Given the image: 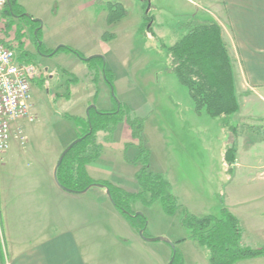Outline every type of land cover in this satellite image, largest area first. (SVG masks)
Masks as SVG:
<instances>
[{"label": "rangeland", "instance_id": "rangeland-1", "mask_svg": "<svg viewBox=\"0 0 264 264\" xmlns=\"http://www.w3.org/2000/svg\"><path fill=\"white\" fill-rule=\"evenodd\" d=\"M17 1L22 8L21 14L17 16L26 13L39 23L30 18L18 19L16 15L10 19L5 14V8L0 17V35L19 54L28 51V63L38 67L43 74L32 86V112L35 120L33 123H21L30 142L25 148H20L16 140L11 141L10 150L3 163H0V175L5 178L16 172L13 183L18 184V188L13 191L25 192L30 181L19 175L26 172L34 176L43 174L50 146L65 150L78 140L86 130L82 124H86L87 111L91 107L99 110L107 108L112 112L119 110L121 104L124 107L123 102L137 101V96H140L147 103L135 112L136 117L143 122L142 144L132 136L126 122L119 123L113 135L99 134V138L106 137L110 142L95 165L97 174L94 176L99 181L105 179L134 192L139 190L137 172L148 164L151 172L170 182V191L177 199V208L173 214H167L160 201L152 206L141 201L131 203L132 211L141 213L146 219L145 238H165L173 243V252L175 250L179 254L175 264H211L210 252L190 240L191 231L183 226L182 220L185 214L203 218L218 215L222 209L220 204L223 195L219 191L221 181L205 179L208 173L207 159L219 156L211 146V142L216 140L213 137L216 130L213 126L212 129L209 127L207 135L200 127L193 131L181 128L182 121L186 120L188 106L193 107V102L188 90L180 85L171 72L172 60L168 48L185 34L187 24L193 18L211 21L212 14H215L213 8L206 4L207 0H97L91 11L90 29L88 21L78 13L80 0ZM116 3L126 13L114 24H109L107 19L114 4L115 15L119 13ZM76 15L78 17L75 20L70 18ZM89 29L93 38L96 37L92 41L93 47H89ZM64 48H70L71 52ZM88 49L94 50L96 55L93 56L103 57L109 76L114 82L116 74L118 84L112 88L108 85L107 88L104 76L102 78V75L96 74L95 79H92L94 73L92 70L88 73V70L98 61L85 62L81 59L93 57L85 55ZM107 99L110 107L101 106ZM203 123L206 124L205 121ZM128 132L131 133V139ZM130 140L134 143H129ZM33 145L35 153L30 154ZM139 147L144 153H141ZM173 159L177 164L172 165ZM67 195L69 198L60 202L68 212L63 217L67 225L86 221L91 227H99L103 222L104 227L108 228V223L107 226L105 223L109 220L115 237L128 238L127 230L125 232L124 227L115 221L128 224L130 219L116 209L103 189L94 187L80 196ZM260 228L264 233V224ZM263 233L252 234L247 231L246 246L252 249L264 247ZM125 240L119 242L124 244ZM184 242L187 244L183 245ZM150 245L154 250L143 252L131 246L134 247L131 252L134 255L142 252L148 264H158V256H162L161 250L166 244L158 241ZM115 246L114 251L119 260L114 261V264H124L127 258L119 257L123 255L122 247L116 242ZM259 258L264 257L241 264H264V260Z\"/></svg>", "mask_w": 264, "mask_h": 264}, {"label": "crops", "instance_id": "crops-1", "mask_svg": "<svg viewBox=\"0 0 264 264\" xmlns=\"http://www.w3.org/2000/svg\"><path fill=\"white\" fill-rule=\"evenodd\" d=\"M96 2L97 0L79 2L78 13L88 21L90 29L91 11ZM206 4L215 11L211 21H215L221 27L222 39L233 67L239 111L230 116L212 119L207 115H197L193 107L188 106L186 120L182 121L181 128L193 131L200 127L207 135L212 126L215 128L216 133L213 137L216 140L211 142V146L216 149L219 156L207 159L208 173L205 179L221 181L219 191L223 199L220 207L226 208L239 220L244 237L242 244L248 247L245 244L247 231L252 234L263 233L260 227L264 224V0H207ZM24 14L26 13L19 15L21 19L27 18ZM77 17L78 15L70 18L75 20ZM90 29L89 47H93L92 41L94 42L96 37L93 38ZM85 53L87 57L96 55L91 49ZM29 59L28 51L20 54L17 51V60L20 63H28ZM104 67L107 68L105 64ZM100 68L101 63L97 62L88 70V73L91 70L94 73L92 79H95ZM77 70L82 72L78 67ZM117 79L115 74V85L119 83ZM105 83L108 88L106 81ZM97 89L100 91V88ZM137 97V101L123 102L129 115L137 116L135 112L147 105L145 99ZM101 106L110 107L108 99ZM103 110L109 111L107 108ZM84 124L82 126H85ZM127 134L131 139V133ZM99 140L104 150L110 140L107 141L106 137H100ZM207 142L209 144L210 141ZM129 143L134 141L130 140ZM50 148L45 158L46 170L43 174L34 176L35 174L26 172L19 175L30 181V186L25 192L13 191L14 188H18V184L13 183L17 176L16 172L7 175L8 181L7 176L3 178L0 175V264H114V261L119 260L118 254L114 251L115 242L123 250V255L119 257L127 258L124 264H148L146 257L142 256L144 253L134 255L131 252L134 247L142 249L143 252L154 250L149 247L152 246L151 242L140 238L139 231L143 229L141 217L130 220L128 224L115 221L124 227L125 232L127 230L128 238L117 234L115 237L109 220L105 223L106 226L108 223V228L104 227L103 222L99 227H91L86 221L77 225L66 224L63 217L67 216L68 212L66 206L60 202L66 201L69 193L62 190L54 178V170L64 149L59 150V147L52 146ZM231 148L236 152L234 162L229 164L226 154ZM34 150L35 145L30 148V154H34ZM216 159L218 166L215 165ZM98 162L99 160L87 167L89 176L95 181H99L94 176L97 174L95 165ZM171 163L174 165L177 161L173 159ZM103 191L106 194L105 189ZM122 239H126V243H120L119 240ZM163 243L166 245L161 250L162 256H158V264H167L173 256L172 247ZM128 257L132 260L128 261ZM248 261L250 260L243 262Z\"/></svg>", "mask_w": 264, "mask_h": 264}, {"label": "trees", "instance_id": "trees-1", "mask_svg": "<svg viewBox=\"0 0 264 264\" xmlns=\"http://www.w3.org/2000/svg\"><path fill=\"white\" fill-rule=\"evenodd\" d=\"M9 1L5 14L12 19L15 15L21 14L22 8L17 0ZM114 5L107 19L109 24H114L126 13L123 7L116 3L119 13L115 15ZM146 18L152 22L149 16ZM150 31L151 27L148 29V32ZM39 32L40 30L38 36ZM64 49L71 52L70 48ZM168 53L172 60L171 72L176 76L180 85L188 90L193 102V110L197 115H207L212 119H217L239 111L233 67L218 23L193 18L187 24L185 34L168 48ZM93 60L101 63V68L96 74L104 76L105 81L112 88L114 82L109 76L110 72L104 67V59L98 57L91 61ZM122 122L127 123L132 136L139 140L141 145L143 122L140 118L129 115L128 109H125L122 104L119 110L112 112L90 109L89 117L84 124L86 130L80 136L83 140L66 154L57 171V178L63 187L75 192L84 191L95 183L103 185L109 189L116 209L119 212L133 215L131 217L125 213L130 220L141 217L142 228L145 229L146 219L132 211L131 203L141 201L147 206H152L153 203L160 201L163 210L167 214H173L177 208V199L171 194L170 183L163 176L151 172L149 165L145 163L144 167L137 172L136 182L139 190L134 192L112 182L95 181L87 171V167L98 161L103 152L99 134L113 135L117 125ZM90 127L92 128L91 134H89ZM139 150L144 153L142 148L139 147ZM235 152L234 148L227 151L226 157L229 164L234 162ZM182 221L183 226L191 231L190 239L208 249L211 264H239L253 258L264 257V247L252 249L243 246L240 222L226 208L220 209L218 215L203 218L185 214ZM177 260H179L178 253H176L173 264Z\"/></svg>", "mask_w": 264, "mask_h": 264}, {"label": "built area", "instance_id": "built-area-1", "mask_svg": "<svg viewBox=\"0 0 264 264\" xmlns=\"http://www.w3.org/2000/svg\"><path fill=\"white\" fill-rule=\"evenodd\" d=\"M8 1L0 0V17ZM40 77L39 68L32 63H20L17 52L0 35V163L10 150L12 140L21 148L29 143L21 123L35 120L32 86Z\"/></svg>", "mask_w": 264, "mask_h": 264}, {"label": "water", "instance_id": "water-1", "mask_svg": "<svg viewBox=\"0 0 264 264\" xmlns=\"http://www.w3.org/2000/svg\"><path fill=\"white\" fill-rule=\"evenodd\" d=\"M9 3H10V1H8V4H9ZM24 16L27 17V18H31L28 14H24ZM31 20H33L35 23H38V22H39L38 20H35V19H31ZM59 49H60V48H58L56 51H54V53H56ZM54 53H53V54H54ZM98 57H100V56H93V57H91V58H87V59H85V58H81V59H82L83 61H85V62H89V61H91L92 59H94V58H98ZM101 58H103V57H101ZM90 109H95V110H96L95 107H91ZM90 109L87 111V113H88V117H89V111H90ZM91 133H92V128L90 127V132H89V134H91ZM84 138H85V137H84ZM82 140H83V138H80V139L74 141V142H73L69 147H67V149H65L64 152L61 154V156H60V158H59V161H58V163H57V165H56V168H55V170H54V178H55V182H56V184H57L62 190L66 191L67 193H71V194H84V193H86L87 191H89L91 188H94V187L101 188V189H105L106 194L108 195V197H109L110 200L112 201L111 193H110L109 189H106V188H105L103 185H101V184L95 183V184H92L91 186H89V187H88L87 189H85L84 191H81V192H75V191H72V190H69V189L63 187V186L59 183V181H58V178H57V171H58L59 167L61 166L64 157L66 156V154H67V153H68V152H69V151H70V150H71L76 144H78V143L81 142ZM124 213H126L127 215L133 217V215H131V214L127 213V212H124ZM140 236H141L144 240H146V241H148V242H158V241H160V242H165V243L169 244L172 248H175L174 245H173V243H171L169 240H167V239H165V238H154V239H147V238H145L144 230H141V231H140ZM175 258H176V252H175V250H174V252H173V256H172V259H171V261H170L169 264H173L174 261H175Z\"/></svg>", "mask_w": 264, "mask_h": 264}, {"label": "flooded vegetation", "instance_id": "flooded-vegetation-1", "mask_svg": "<svg viewBox=\"0 0 264 264\" xmlns=\"http://www.w3.org/2000/svg\"><path fill=\"white\" fill-rule=\"evenodd\" d=\"M20 17H21V16H17V15H16V18H18V19H19ZM20 19H21V18H20ZM42 74H43V73H42ZM42 74H41V77H42Z\"/></svg>", "mask_w": 264, "mask_h": 264}, {"label": "bare ground", "instance_id": "bare-ground-1", "mask_svg": "<svg viewBox=\"0 0 264 264\" xmlns=\"http://www.w3.org/2000/svg\"><path fill=\"white\" fill-rule=\"evenodd\" d=\"M125 214V213H124Z\"/></svg>", "mask_w": 264, "mask_h": 264}]
</instances>
